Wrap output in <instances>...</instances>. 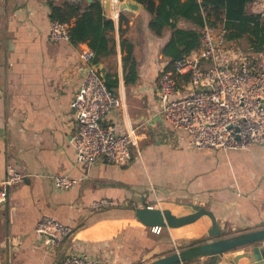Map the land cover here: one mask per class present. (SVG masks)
<instances>
[{
    "label": "crops",
    "instance_id": "0c3cea01",
    "mask_svg": "<svg viewBox=\"0 0 264 264\" xmlns=\"http://www.w3.org/2000/svg\"><path fill=\"white\" fill-rule=\"evenodd\" d=\"M49 1L69 0H0V177L9 164L25 174L22 182L5 189L0 202V264H64L67 254L78 252L99 264H148L186 249L193 241L214 240L205 234L211 225L205 215L177 228L163 227L159 234L151 232L133 209L155 207L156 202L175 215L183 208L190 210L179 215L192 212L194 205L212 211L221 229L219 238L263 229L264 143L241 150L195 149L186 132L173 130L158 112L156 80L170 61L163 48L172 41L179 45L174 29L198 27L183 17L175 23L169 18L156 33L148 26L155 13L146 11L143 0H132L136 10H112L109 16L102 8L113 29L106 31L112 52L100 63L106 72L116 70L120 100L103 123L119 133L132 131L136 146L126 164L100 157L86 169L75 161L71 143L76 128L71 101L83 76L80 52L88 45L48 40ZM258 1L248 4L246 11L258 15ZM120 13L127 19L121 21L122 32ZM260 21L264 34V19ZM122 39L133 45L137 62L138 78L127 86ZM239 40L253 52L252 59H264L251 42L257 38L247 32L227 45L237 49L234 43ZM57 175H68L76 184L58 189ZM101 198L113 205L91 208ZM45 215L71 227L55 246L34 231ZM201 218L210 223L204 225ZM252 251L264 259V240L176 264H252L242 256Z\"/></svg>",
    "mask_w": 264,
    "mask_h": 264
},
{
    "label": "built area",
    "instance_id": "2783aa9c",
    "mask_svg": "<svg viewBox=\"0 0 264 264\" xmlns=\"http://www.w3.org/2000/svg\"><path fill=\"white\" fill-rule=\"evenodd\" d=\"M257 5L259 18L264 19V0ZM225 33L224 27L206 23L201 29L199 48L173 59L171 67L162 70L156 80L158 112L173 130L186 132L188 144L195 149L241 150L264 143V67L229 47ZM47 38L50 42L69 41V25L50 20ZM80 58L83 76L71 101L76 122L71 136L75 161L86 169L100 157L112 164H126L132 158V146H136L132 131L119 133L113 125L103 123L104 117L119 107L120 100L94 68L93 50L85 46ZM24 178L15 165H7L0 177V202L5 199V189ZM76 181L68 175L54 177L58 189H71ZM112 205L111 200L101 198L94 200L91 208L100 210ZM161 230L160 226L151 227L155 234ZM34 231L46 244L55 246L71 227L45 215ZM63 263L99 261L78 252L67 254Z\"/></svg>",
    "mask_w": 264,
    "mask_h": 264
},
{
    "label": "trees",
    "instance_id": "16d2710c",
    "mask_svg": "<svg viewBox=\"0 0 264 264\" xmlns=\"http://www.w3.org/2000/svg\"><path fill=\"white\" fill-rule=\"evenodd\" d=\"M253 1L255 0H201L200 2L197 0H159V3L155 5L154 0H143L146 11L155 13L148 26L156 33L163 28L164 20L168 21L169 18H172L175 23L179 17H183L198 27L196 30L174 29L179 45H175L172 41L163 48L164 53L170 57L165 70L171 67L173 59L199 48L201 29L206 23L215 28L224 27L226 42L240 38L242 33L247 32L253 35L257 38V40H251L254 49L264 54L263 25L259 15L246 11L248 4ZM81 3L85 1L69 0L62 3L49 1V16L50 20L66 22L69 25L71 43H87L94 52L93 63L95 64L112 52L106 31L113 29V21L102 14L100 0L85 3L84 8ZM123 19H125L124 15L120 13L118 16L120 32H122L121 21ZM120 45L122 52H125L122 57V69L123 82L127 86L135 83L138 78L137 62L132 54L133 45L123 39ZM103 81L106 87L116 95L119 86L116 70H108ZM195 243L197 242H191L190 246L196 245Z\"/></svg>",
    "mask_w": 264,
    "mask_h": 264
},
{
    "label": "water",
    "instance_id": "95a60500",
    "mask_svg": "<svg viewBox=\"0 0 264 264\" xmlns=\"http://www.w3.org/2000/svg\"><path fill=\"white\" fill-rule=\"evenodd\" d=\"M87 1L91 2L92 0ZM101 4L106 16H109L112 10L119 12L127 9L136 10L137 8V5L132 0H101ZM94 68L99 71L101 78L104 79L107 73L105 67L100 62H97L94 64ZM192 208V212L178 216L167 208L154 206L134 207V216L140 223L147 227L160 226L162 228H177L193 223L203 215L207 216L211 221V225L207 229V235L210 238H214V240L175 251L170 255L156 259L148 264H176L198 256L215 257L228 250L240 246L252 245L264 240V228L230 238H219L221 236V229L212 211L198 205H194ZM242 256L248 257L252 264H264V259L258 258L254 251L244 253ZM237 259L238 257L235 258V261Z\"/></svg>",
    "mask_w": 264,
    "mask_h": 264
},
{
    "label": "rangeland",
    "instance_id": "374dc122",
    "mask_svg": "<svg viewBox=\"0 0 264 264\" xmlns=\"http://www.w3.org/2000/svg\"><path fill=\"white\" fill-rule=\"evenodd\" d=\"M234 45H235V47L237 48L236 50H238V51H240L241 53H243V54H245V55H248V56H250L251 57V55H253V52H251L250 50H247V45H246V43L243 41V40H239V41H237V42H235L234 43ZM251 58H253V57H251ZM256 63L258 64V65H261L262 67H264V59L263 58H259L258 60H256ZM161 203V202H160ZM160 203H158V202H156V204H157V206H155V207H159V208H161L160 207ZM164 204H162V206H163ZM190 210V208H183L179 213H178V215L180 214V213H182V212H187V211H189ZM184 215V214H183ZM201 219H203L204 220V225H206L207 223H210V221H209V219H205V218H201ZM205 234L207 235V232H205Z\"/></svg>",
    "mask_w": 264,
    "mask_h": 264
},
{
    "label": "bare ground",
    "instance_id": "6f19581e",
    "mask_svg": "<svg viewBox=\"0 0 264 264\" xmlns=\"http://www.w3.org/2000/svg\"><path fill=\"white\" fill-rule=\"evenodd\" d=\"M199 235V234H198Z\"/></svg>",
    "mask_w": 264,
    "mask_h": 264
}]
</instances>
